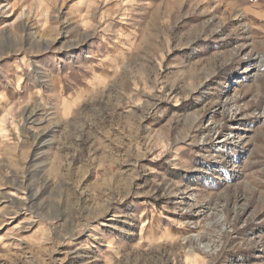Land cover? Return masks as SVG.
Here are the masks:
<instances>
[{
	"label": "rangeland",
	"instance_id": "rangeland-1",
	"mask_svg": "<svg viewBox=\"0 0 264 264\" xmlns=\"http://www.w3.org/2000/svg\"><path fill=\"white\" fill-rule=\"evenodd\" d=\"M0 264H264V0H0Z\"/></svg>",
	"mask_w": 264,
	"mask_h": 264
}]
</instances>
